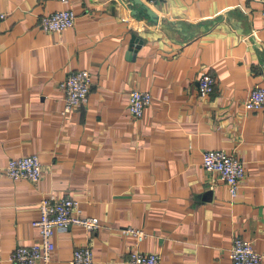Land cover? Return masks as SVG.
<instances>
[{"label": "crops", "instance_id": "1", "mask_svg": "<svg viewBox=\"0 0 264 264\" xmlns=\"http://www.w3.org/2000/svg\"><path fill=\"white\" fill-rule=\"evenodd\" d=\"M143 1L156 18L134 0H0V264L38 241V204L53 193L79 198L100 226L58 228L49 264H70L82 244L94 264H128L135 250L159 264H234L235 236L264 251V106H244L264 85L263 0ZM67 7L74 25H40ZM77 68L91 73L89 99L63 113L59 83ZM205 70L216 84L202 95ZM132 89L152 94L140 117ZM205 149L244 160L236 195L205 169ZM29 153L40 179L7 177L8 160Z\"/></svg>", "mask_w": 264, "mask_h": 264}, {"label": "built area", "instance_id": "2", "mask_svg": "<svg viewBox=\"0 0 264 264\" xmlns=\"http://www.w3.org/2000/svg\"><path fill=\"white\" fill-rule=\"evenodd\" d=\"M150 3L155 0H148ZM264 16V0L261 10ZM7 15L0 9V21ZM76 21V13L70 8H61L41 17L40 25L48 31H61ZM91 73L86 68L71 70L60 80L59 86L64 91L65 107L63 113L70 111L75 105L87 102L91 88ZM216 76L205 70L198 77V89L202 95L213 91ZM149 90L132 89L130 91L129 109L140 117L145 107L151 102ZM246 109H259L264 106V85H255L244 99ZM203 166L224 180L232 195H236L246 168L244 160L236 154L224 149H205L203 151ZM43 164L39 154L29 153L11 157L4 167L7 177L13 180L28 179L38 181L42 176ZM81 200L71 195L49 194L39 201V216L33 224L39 229L38 241L31 244L17 245L10 254L15 264H49L52 251L56 247L55 232L58 228L72 224L84 225L89 230L100 226L97 215H84L81 210ZM125 234H134L139 240L146 237V231L139 227L126 226L122 228ZM230 256L234 264H263L264 251L257 250L251 239L235 236L230 247ZM160 255L157 252L131 251L126 259L128 264H159ZM94 252L89 244L77 245L72 253L70 264H94Z\"/></svg>", "mask_w": 264, "mask_h": 264}, {"label": "water", "instance_id": "3", "mask_svg": "<svg viewBox=\"0 0 264 264\" xmlns=\"http://www.w3.org/2000/svg\"><path fill=\"white\" fill-rule=\"evenodd\" d=\"M136 3L141 4L142 9L137 8V10H135V12H146L149 16H151L152 18H156V12L152 9V7L148 4H146L143 0H134Z\"/></svg>", "mask_w": 264, "mask_h": 264}]
</instances>
